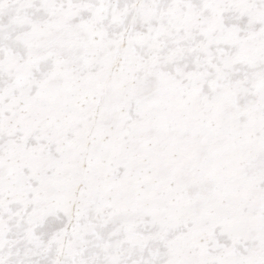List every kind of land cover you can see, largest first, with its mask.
<instances>
[{"label": "snow or ice", "instance_id": "obj_1", "mask_svg": "<svg viewBox=\"0 0 264 264\" xmlns=\"http://www.w3.org/2000/svg\"><path fill=\"white\" fill-rule=\"evenodd\" d=\"M0 264H264V0H0Z\"/></svg>", "mask_w": 264, "mask_h": 264}]
</instances>
